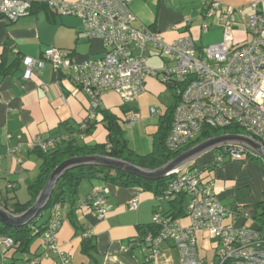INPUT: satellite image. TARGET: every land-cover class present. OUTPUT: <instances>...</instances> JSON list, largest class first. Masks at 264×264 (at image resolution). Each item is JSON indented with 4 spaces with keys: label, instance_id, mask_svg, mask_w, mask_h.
Segmentation results:
<instances>
[{
    "label": "built area",
    "instance_id": "built-area-1",
    "mask_svg": "<svg viewBox=\"0 0 264 264\" xmlns=\"http://www.w3.org/2000/svg\"><path fill=\"white\" fill-rule=\"evenodd\" d=\"M131 0H46L47 7L56 15H70L81 22L86 38L101 41L103 55L78 62L72 51L47 47L40 58L24 56L23 78L29 79L35 69L41 70L45 61L56 69H70L75 73L73 82L89 98V117L101 106V95L115 92L128 104L145 89L148 76L161 77L165 85H173L178 96L165 143L176 151L192 143L209 128L237 126L239 134L257 141L264 148V2H252L249 13L243 17L248 40L238 44L233 29L238 26L236 8L222 5L218 0H207L206 17H223V33L218 42L196 47L193 36L184 32L172 41L152 28L133 25L135 15L129 10ZM31 0H0V19L15 21L32 11ZM202 31L208 25H201ZM164 59L159 68L147 66L148 51ZM151 113L160 114L151 108ZM138 119L134 110L126 119L130 125ZM63 136L42 140L37 138L32 147L47 150ZM251 152L246 146L230 144L226 153L217 154L221 162L225 156L239 161ZM169 184L159 200L183 192L187 197L185 216L187 224L155 213L152 223L156 232H147L143 242L147 248L144 264H154L160 245L169 242L179 253V264H264V231L249 227H234L227 223V213L215 199L212 181H204L202 169L184 162L169 172ZM108 188L99 185L80 200L81 208L93 209L98 219L107 211ZM131 209L138 207V199L129 202ZM61 216L57 205L50 208L47 227L42 233L43 256L55 253L59 264H69L68 255L57 243ZM205 231L215 241L212 262L199 258L197 233ZM83 235H92L86 231ZM82 235V236H83ZM5 247L12 239L0 237ZM32 264L35 260L31 261Z\"/></svg>",
    "mask_w": 264,
    "mask_h": 264
},
{
    "label": "crops",
    "instance_id": "crops-1",
    "mask_svg": "<svg viewBox=\"0 0 264 264\" xmlns=\"http://www.w3.org/2000/svg\"><path fill=\"white\" fill-rule=\"evenodd\" d=\"M31 1L33 8L30 14L15 21L0 19V67L16 64L13 72L0 75V199L7 206L15 201L24 203L30 198L28 187L37 177L41 164L39 149L32 147L35 140L46 141L63 136L68 127L73 129L82 124L90 112L89 98L73 82V71L56 69L45 61L41 70L35 69L29 79H24L23 57L37 59L47 47H56L72 51L77 61L83 62L99 58L104 52L99 39L83 35L77 17L51 15L43 7L46 0ZM218 1L228 5L224 2L226 0ZM207 5V0H131L128 8L135 15L134 26L157 30L166 41L188 32L193 36L196 47H201L218 42L223 33V17L204 16ZM203 23L208 25L206 31L201 29ZM238 38L234 36L235 41L241 44L249 37ZM153 58L158 59L154 66L149 62L155 61ZM146 63L148 67L159 68L164 65V59L149 50ZM144 87L132 102L121 103V106L118 105L121 99L117 93L106 92L101 95V106L118 119V114L123 113L122 124H126L130 110L138 115L134 123L139 120L143 125L152 119L147 129L153 132L154 137L161 115L171 105L164 108L158 99L170 89L158 77L151 76L146 77ZM151 108L161 115L151 113ZM94 119L97 121L94 129L79 137V142L105 143L107 131L102 129L101 115L97 114ZM192 163L202 169L204 181H212L213 194L227 213V223L237 228L244 226L264 231V222L257 218L262 211L258 212L252 206V200L241 190L246 184L241 171L248 166L247 163L230 161L228 156L216 162L210 151L199 155ZM261 178L264 184L263 173ZM99 185L108 188L107 211L102 219L97 218L93 209L80 206V200ZM263 187L259 202L263 199ZM134 198L138 199V207L131 209L129 202ZM186 204L187 197L183 203L184 210ZM57 210L61 216L57 243L68 255L69 264H144L147 248L139 239L140 232L152 223L155 213L175 211L168 199L159 200L140 186L120 187L97 179L82 180L73 200L69 198L57 204ZM173 220L188 223L186 216ZM82 231H91L95 241L96 248L89 253L81 250ZM206 237L205 231L197 233L198 241ZM210 242L215 244L212 239ZM35 247L32 246L30 253L19 254L13 249L7 250L0 243V264H31L26 263V259L31 257L35 258L34 264H59L57 254L43 256L41 246ZM154 264H179V253L171 243L163 242Z\"/></svg>",
    "mask_w": 264,
    "mask_h": 264
},
{
    "label": "trees",
    "instance_id": "trees-1",
    "mask_svg": "<svg viewBox=\"0 0 264 264\" xmlns=\"http://www.w3.org/2000/svg\"><path fill=\"white\" fill-rule=\"evenodd\" d=\"M43 7L51 15H56L54 11L47 7L46 3H43ZM15 67V63L6 68L0 67V75L3 76L13 72ZM168 88L172 90L174 94V100L173 103L166 108L165 113L160 117L161 122L159 123L158 130L154 134L153 147L150 152L146 154H138L132 150L128 146V142L123 136L124 131L118 117L108 109L99 106L94 110V114L95 116L97 114L101 115L100 122L107 131L105 143L85 144L78 141L79 137L88 135L92 132L95 124L97 123L94 118L86 119L82 124L78 125L77 128L71 129L68 127L67 133L65 132L66 134L63 135L56 145L48 148L47 150L38 148V154L41 157V164L37 177L28 187L30 194L29 200L24 203L15 201L10 206H7L6 204L2 203L0 199V206L11 214H19L28 209L33 204L37 195L45 185L52 170L61 162L71 157L100 154L127 161L143 169L153 170L163 166L182 152L204 140H208L219 135L242 133V131H240L241 129L234 125L224 128H209L204 130L192 143H189L176 151L169 150L166 146L165 140L170 130L173 112L178 96L173 85H168ZM227 146L220 147L219 149L225 154ZM252 152L255 151L251 150V153ZM85 179H97L101 182L120 187L140 186L144 190L150 191L153 195L158 197L164 194L165 190L167 189L170 175L166 174L165 176L157 179H146L124 170L98 164H86L71 167L65 170L57 180L46 206L40 209L37 214L26 224L11 227L0 221V237L7 236L12 239V245L6 247V249H13L14 253L18 252L19 254H27L30 253L32 246L35 245V248L40 247L42 233L46 229L49 220V218H47L46 220L40 221L43 216V212L46 208L52 207L53 205L62 204L66 199L71 198V200H73V197L77 192L78 184ZM185 198L186 195L183 192L170 195L167 199L175 211L172 213L166 212L164 215L168 217L173 215L172 219L185 216V210L183 207ZM259 204L261 206L262 212L259 216H257V218L258 220L264 222V192L263 199ZM147 232H156V227L153 225V223L140 232L139 239L141 241H143V236ZM83 233H85V231H82V235ZM95 248L96 245L93 236L83 235L81 240V250L83 252L89 253ZM37 256H40V254ZM33 260H35V258H27L26 263H31Z\"/></svg>",
    "mask_w": 264,
    "mask_h": 264
},
{
    "label": "water",
    "instance_id": "water-1",
    "mask_svg": "<svg viewBox=\"0 0 264 264\" xmlns=\"http://www.w3.org/2000/svg\"><path fill=\"white\" fill-rule=\"evenodd\" d=\"M229 144H239L246 146L257 152L264 161V148L257 141L239 134L219 135L211 139L204 140L197 145L189 148L188 150L182 152L163 166L155 168L153 170L143 169L127 161L111 158L100 154L71 157L61 162L52 170L45 185L37 195L33 204L28 209L19 214H11L0 206V221L5 225L11 227L26 224L37 214L40 209L46 206L57 180L65 170L71 167L86 164H98L124 170L146 179H157L165 176L167 172L177 167L181 163L193 161L195 158L205 153L206 151L217 149L223 146L226 147Z\"/></svg>",
    "mask_w": 264,
    "mask_h": 264
},
{
    "label": "rangeland",
    "instance_id": "rangeland-1",
    "mask_svg": "<svg viewBox=\"0 0 264 264\" xmlns=\"http://www.w3.org/2000/svg\"><path fill=\"white\" fill-rule=\"evenodd\" d=\"M256 1H262L264 2V0H226L224 1L225 4H228L231 7L236 8V20L239 22L238 27L233 29V36H236L237 39L238 36L242 39L245 37H249L250 34L246 32L245 30V26L242 22L243 17L246 16L247 13H249L250 9L249 6L252 2H256ZM238 35V36H237ZM155 61H151L149 60V62L151 63L150 65H156L157 64V60L156 58H153ZM151 67V66H150ZM159 80H161V77H158ZM170 89V88H169ZM120 97V96H119ZM173 98H174V94L172 92V90H168L167 93L162 94L161 97L158 99V101L164 106V108L169 105L170 103H173ZM121 101L118 103L119 106H121V103L124 104L122 98L120 97ZM118 98H117V102H118ZM120 117V122L123 128V136L124 138L127 140L128 142V146L134 150L136 153L138 154H146L148 152H150L152 150L153 147V132L150 131V129L148 128V124H151L149 122H152L153 120L150 119L148 120V123H144L143 125L139 124V120L134 123V124H130V125H125L122 124V118L124 116L123 113L118 114ZM103 126V124H101ZM101 126V127H102ZM104 128V126L102 127V129ZM105 129V128H104ZM242 133L244 132L243 130ZM209 151H206L203 154L208 153ZM210 152H212V154L215 156H217V154L222 153V151L217 148V149H212L210 150ZM251 153V152H250ZM259 156V154L257 152H252L251 154H249L248 156L244 155L243 159H241L240 161H244L245 163H247L248 166H246L245 168L242 169L241 171V177L245 178L244 180L246 181V184L243 185L244 187L241 188L242 193L246 194V197H249L253 204L252 206L257 208L258 212H261V206H260V202H259V198L262 194V187L264 186L263 182H262V178H261V174L263 173L264 175V161L262 159L261 156ZM264 188V187H263ZM21 192V191H20ZM24 195L26 193V190L23 191ZM21 195V193H20ZM22 198V197H21ZM166 200V199H165ZM50 208H46L45 211L43 212V216L40 219V221L46 220L47 218H49V214H50ZM215 244L213 242H210L209 237L205 240H201L199 239L198 243H197V251H198V256L199 258H202L208 262H212L213 260V255L215 252Z\"/></svg>",
    "mask_w": 264,
    "mask_h": 264
}]
</instances>
